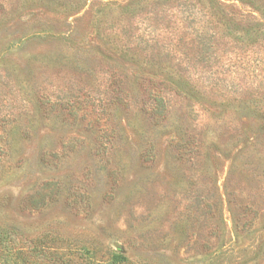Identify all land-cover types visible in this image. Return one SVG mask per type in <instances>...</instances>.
I'll use <instances>...</instances> for the list:
<instances>
[{
	"label": "rangeland",
	"instance_id": "1",
	"mask_svg": "<svg viewBox=\"0 0 264 264\" xmlns=\"http://www.w3.org/2000/svg\"><path fill=\"white\" fill-rule=\"evenodd\" d=\"M201 4L0 0V264H264V44Z\"/></svg>",
	"mask_w": 264,
	"mask_h": 264
},
{
	"label": "trees",
	"instance_id": "2",
	"mask_svg": "<svg viewBox=\"0 0 264 264\" xmlns=\"http://www.w3.org/2000/svg\"><path fill=\"white\" fill-rule=\"evenodd\" d=\"M231 0H201L202 9L201 13L203 14V29L204 34L203 38L199 43L200 51L199 55L202 57V62L208 64L212 59L218 60L217 49L221 42L229 39H233L235 42H240L242 45L247 47H261L264 44V0H238V6H231L232 9L239 10L228 12L231 14L230 19L233 20V24L225 21L223 18L226 12L227 6L224 3H228ZM178 5V8L186 6L189 16L193 15L194 9L196 6L188 4V2L181 3ZM244 2V3H243ZM241 3V4H240ZM248 7L249 10L246 11L244 8ZM228 10V9H227ZM245 12V13H244ZM181 13H185L183 10ZM240 15L243 17H248L246 20L240 18L234 22V15ZM221 32V33H219ZM219 35H222L219 37ZM221 41V42H220ZM225 44V43H224ZM244 49V47L236 45L235 49ZM252 49V48H251ZM257 61V60H256ZM257 65H260L261 62L257 61ZM242 65H248V62L244 60ZM257 68V66L255 67ZM210 76H212L213 84L216 86L217 80L216 72H213L211 69L208 70ZM242 90V87L240 88ZM239 90V91H240ZM236 96V100L247 102L249 99L243 97L242 94ZM251 100V99H250ZM257 100L264 101V94L257 97ZM156 109L160 111L165 108L164 99L157 96L156 97ZM262 112V120L264 122V110ZM7 231L0 229V251L3 249V243L7 239ZM18 253L22 255V251L19 250Z\"/></svg>",
	"mask_w": 264,
	"mask_h": 264
}]
</instances>
